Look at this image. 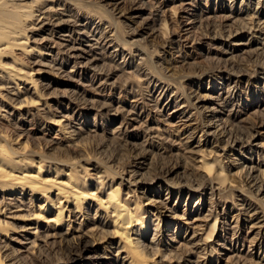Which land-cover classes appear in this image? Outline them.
Returning a JSON list of instances; mask_svg holds the SVG:
<instances>
[{
  "label": "bare ground",
  "instance_id": "1",
  "mask_svg": "<svg viewBox=\"0 0 264 264\" xmlns=\"http://www.w3.org/2000/svg\"><path fill=\"white\" fill-rule=\"evenodd\" d=\"M124 1L111 0L114 3L113 5H119ZM43 2H51V5H45L43 8L37 9L36 7ZM64 2L66 3V0H0V91L2 92L0 93V227L9 225L6 219L10 218L7 215L15 220H18V218L25 220L16 241L27 242V245H31V248L37 250L35 257L27 258V262L24 258L18 259V256H16L21 248H12L11 252L6 254V251L3 252V249L9 245L3 247L0 245V264H45L46 259L43 258L42 252L47 247V244L64 245L69 250L73 263L81 261V257L88 255L87 260L91 264H155L152 259L163 254V257L170 260L175 259L179 264L182 261L187 264H198V258L200 259L203 254L208 255L218 252V258L220 259L221 252L216 246H224L222 248L228 247L226 240L231 245V250L234 249L236 252L227 261L235 258L233 260L235 261L234 263H240L245 257L243 256L244 259H242V255H238V253L243 251H240L238 248L236 249L235 245L238 246L239 244L244 247V243L250 242L246 238L244 241L238 238L233 243L239 231L233 232L231 240L226 239L224 235L227 234L225 231L228 229L225 226L228 224H225L222 227V230L225 229V231L220 236L218 243H209V240L212 238L210 232L216 230L218 224H220V214L216 213V216L213 217V212L210 210V215L207 214L210 218L212 217L214 222L213 224L211 223V227L207 225L206 229L204 226L191 228L192 233H189L191 234L189 236L191 238H183L185 240L184 243L178 244L180 247L182 246L180 249L176 251L170 250L169 253L172 254L173 252V257L166 250L165 253L162 252L161 243L154 244L152 240L146 244L143 241L150 225L147 221L149 218L146 219L145 214H143L144 216L142 215L140 200L136 198L139 203L136 202L134 204L135 207H133V203H131L133 200L130 199L132 198L130 196L131 193L136 195V191L132 190V188L139 184L135 179L136 176L140 175L142 177L144 173L140 172L147 171L152 166L151 158L148 157L150 153L148 150V131L142 127L145 124L138 125V123H142L140 120L142 119L141 113L143 114V112L136 108V105L124 108L123 106L113 104L110 99L104 96L101 98L89 97L88 92L93 88L88 91L84 89L85 85L83 86L81 82L90 80L91 84L98 83L96 93L100 94V92H103V85L106 82L104 78L105 71V76H110L109 78L113 81L111 82L112 86L122 83L121 85L124 84L132 93L137 92L135 90L136 87L143 88L142 91H146L149 101L153 102L155 109H158L160 99L171 91L172 84L164 83L165 85H158V82L148 77L150 72H148L144 63L143 65L141 64L142 66L137 65L134 67L133 60H127L126 54L122 52L123 50L119 49V42L118 44L116 42L119 38L111 39L110 35L107 34L97 39H91L92 37L90 38V36H94L95 34L90 35L91 32L88 30V26L84 24L82 18L80 20V12L77 11V13L73 14L72 10L64 5ZM160 13L161 11L157 9L154 16L158 17ZM248 16L251 18L252 14L249 13ZM217 17L214 14L213 16L206 17L207 19L205 18L206 21L203 23L199 21V29H205L204 32L213 29V41L225 40V43L230 48L235 47L234 50L240 49L243 51V54H248L249 56L244 58L240 56L242 59L239 62L243 68L245 67L243 66L244 60L248 61L252 59L253 55H257L258 57L263 55L264 58V51L260 54L256 52L258 50L252 47L255 42H252L250 38L244 42L237 40L244 38L246 28L247 31L255 28L254 25L256 23L254 24L252 19L251 21H245L242 28H234L232 26L220 25L222 22L218 23ZM225 18L228 17L226 16ZM164 23H161L160 27L161 29L164 27L165 30L166 26ZM191 23H184V26L179 24V28H181V31L185 30ZM163 31L161 30L160 32L163 33ZM223 31L226 33L225 35ZM218 32H221L220 35L222 37L218 36ZM170 42L173 43L174 41L171 40ZM123 44L132 48L136 42H125ZM138 50L143 53V50ZM14 51H20V56L28 57L27 59L30 64L39 67V69L36 71L31 69V72L28 71L19 57L11 59V63H3L2 58H7ZM178 51L180 52L181 48ZM105 52H107L108 57H111L109 62L105 60L107 59V56L104 54ZM119 59H122L121 62H119ZM69 64H71V69L64 70ZM46 70L55 72L57 75L62 74L61 77L67 79L66 82L70 85L69 87L72 86L70 90H65L64 88L65 91H61L57 88L58 86L54 87L55 85H59V83L52 79L50 80ZM33 71L36 72L35 74H37L38 78H35V74L33 76ZM230 86L225 91L226 96L217 97V99L219 98L217 102H219L218 106L220 107L218 112L223 114H226L224 112H229L226 119L224 117L219 118L218 116L213 117H218V121L225 124L229 123L227 121H231L230 123H232L238 118L236 117L237 111L234 107L229 108V110L226 109L233 106L232 104L237 98L235 90H232L233 88ZM94 89L96 90V88ZM155 89L159 91L158 97L152 95V91ZM176 95L177 98L171 99L168 105L171 104L172 106V102H177L179 96L178 93ZM142 96L147 98L144 94ZM55 98L62 100L61 103L57 102V104H54L56 108L53 107L54 105L48 104V99L53 100ZM185 103L187 104L188 101H183L182 106L178 108L176 106L168 114L169 120L173 121L177 117L180 118V115L186 114V109L191 107V105L189 102L185 107ZM18 114L20 117L18 120H10ZM170 114H172L171 117ZM231 117H233V120ZM116 121H119V123L117 122L118 124H115L116 126L113 127L114 123H111ZM225 124L222 129L225 131L222 134H225L227 131ZM26 126L33 128L27 129ZM53 133L55 134L54 136H52ZM37 134L43 135L41 138L45 141V147L53 152L52 156H55V159H50L43 153L38 152L36 145L34 147L33 140L31 139L38 136ZM141 135H143V138H140ZM14 136L18 140L15 141L13 139L12 141L11 139ZM46 136H49L48 139ZM102 136L104 138L101 143L113 144V146L114 143L117 145L120 142L126 141L125 143L128 144L130 140H133L129 142V145L138 149L139 154L137 157L139 159L137 158V162H134L133 169L127 172V175H129L127 183H125L126 180L124 178H121L119 183H115V177L120 172L118 170V172L115 171L116 169L112 170V167H106L105 170H101L104 171L102 173L105 175L103 174L104 176H101L100 179L98 178L99 184L95 190L96 192L91 190L85 191L78 179L80 175L85 176L83 178H85V187L87 186V181H89L90 177L85 175L86 168L84 169V167L79 165L80 162H85L86 160L85 158L81 161L76 160L70 154L73 152L79 153L78 156L83 158V149H86L88 142L97 140L98 137H101L100 139L102 140ZM22 138L26 139V141L21 142ZM255 139L256 136L251 135L236 142L242 148L241 151H246L247 149L249 153H254L253 143ZM201 141L202 136L198 141L199 144H201ZM18 142L19 144H17ZM205 151L200 146L195 151L198 160H196V166H193L195 172V175H193L196 177L197 182H194L196 188L192 190V193H199L201 198H204V194L210 190L211 198L209 200L211 201L215 196L214 190L216 189V185L222 187L228 179V172L231 171L222 158L214 159L212 156L207 155ZM62 156H65L67 159H63L64 157L62 158ZM258 158L260 159V155ZM245 160L252 164L255 163L252 158ZM86 162H91L88 166L93 167V170H100L99 164L95 160L93 161L90 158ZM188 163L189 161L186 159L185 165L181 169L186 170ZM242 167L238 166L235 169L238 170ZM262 167H264V164L259 162L256 166H251L248 169L249 173L245 172L248 174L245 179L252 176L250 180H253L249 184H253V188L257 187L254 190L256 194L261 192L264 194V169ZM176 168L168 171L167 175H173L180 170L178 169L179 167ZM242 170L244 171V168ZM108 178L110 180L112 178V181H106ZM30 193L33 199H38L40 195L45 198V203L37 207V212L32 209V206L31 208L28 206L31 204H26V198L24 197ZM54 194H56L55 200L52 199V195ZM19 196L24 197L21 199ZM63 201L66 202V205L73 206L71 212L75 213V218L79 221L75 232H81L79 230H82L83 227L89 229L88 233H82L77 236L76 233L73 234L69 224H67L66 230L62 229V224L66 221L64 215L67 207H65ZM209 205L212 207L216 204L212 202ZM83 207H85V211H83ZM93 209L98 210L92 211ZM244 209L245 212H252L254 210L249 208ZM194 210H196V217L202 215L203 210L200 211V202L196 203ZM99 213L100 215L103 213L101 215L102 219H100ZM50 214L51 216L49 217ZM205 214L204 217H207L208 215ZM224 215L225 212L221 216ZM2 217L5 220H2ZM197 220L199 218L194 219V221ZM158 221L159 218L153 219L150 229L155 227V232H159L160 234V223ZM69 222L72 224V221ZM156 223L157 225H155ZM207 229H209V233L200 236L201 232ZM184 230L187 234L190 227ZM92 232L101 233L103 238L109 239V249L113 250L111 255L106 254L105 251L98 249L94 243L91 244L90 241L86 240L87 234H91ZM212 233L214 234V232ZM0 236L2 237V234ZM259 242L256 245L257 248L261 249L262 244ZM93 251L96 255H90ZM259 260L264 259L259 257ZM204 264H207V262H204Z\"/></svg>",
  "mask_w": 264,
  "mask_h": 264
},
{
  "label": "rangeland",
  "instance_id": "2",
  "mask_svg": "<svg viewBox=\"0 0 264 264\" xmlns=\"http://www.w3.org/2000/svg\"><path fill=\"white\" fill-rule=\"evenodd\" d=\"M50 3L51 2H43L36 8L41 9L45 5H51ZM113 4L111 0H66V3L64 2V5L72 10L73 14L75 12L77 13V11L80 12V20L82 18L84 24L88 26V30L91 32L90 35L95 34L94 36H90V38L92 37L91 39H97L107 34L110 35L111 39L119 38L121 42L119 40L116 41L117 44L119 42V49L123 50L122 52L126 54L127 60H133L134 67L137 65L142 66L144 63V66L146 65L145 67L148 69V72H150L148 77L158 82V85H165L166 83L172 84L171 91L166 95L167 97H162L158 109H155L153 102L151 103V101H149L146 91H142L143 88L136 87L135 90L138 93H132L124 84L121 85L122 83L112 86L111 82L113 81L109 78L110 76H105V71L104 78L106 80H104L106 84L104 83L103 92H100V94L98 92V94L96 93L98 83L91 84L90 80L81 82L83 86L85 85L84 89L89 91L93 88L88 92L89 97L101 98L104 96L110 99L113 104L123 106L124 108L136 105V108L143 112V114L141 113L142 121L140 120L142 123H138V125L145 124L142 127L148 131V134L146 132L149 139L148 150L150 156L148 155V157L151 158L152 166L149 170L140 172L144 173L142 177L140 175L136 176L135 179L139 184H136L137 186L132 188V190L136 191V195L131 193L130 196L132 198L130 199L133 200L131 201L133 207H135L134 204L138 202L136 198L140 200L142 215L145 214V218H149L147 220L148 224L152 225L151 221L159 218V231H161L159 234V232H155V227L150 229L151 227L149 225L147 235L143 241H145L146 244L152 240L154 244L161 243L163 253H165V250L169 253L171 249L176 251L182 247L178 244L184 243L185 240H183V238H191L189 237L191 235L189 234L191 228L204 226L206 229L207 225L211 227L214 222L212 217H209L210 210L213 212V217L216 216V213L220 214V224H218L216 230L212 231L214 234L210 232L212 238L209 240V243H218L220 236H222L223 231H225V229L222 230V227L228 224L230 227L228 225L225 226L226 229H228L225 231L227 234L224 235L226 239L231 240L233 232L239 231L233 243H235L238 238L241 241H244L246 238L247 241L250 242L244 243V247L239 244L238 246L235 245L236 249L238 248L240 251H243L238 253V255L241 254L242 259L245 257V259L241 261L242 263L240 262L238 264H264V260H259V257L264 259V194H262V192L258 194L254 192L257 187L253 188V184H249L253 180H250L252 176L245 179L248 175L246 173H249L248 169L251 166H256L259 162L264 164V58L263 55L259 57L253 55L252 59L248 61L244 60L243 66L245 67L243 68L239 61L242 59L241 57L244 58L249 56L248 54H243V51L240 49L234 50L235 47L230 48L225 43V40L213 41V29L210 31L207 30L206 32H204L205 29L203 28L199 29V21L203 23L206 21V17L213 16L214 14L218 16L216 19L218 23L222 22L220 25L232 26L234 28H242L245 21H251L252 19V22H254V24L256 23L254 25L255 28L249 31H247L246 28V35L244 38L237 40H242V42H244L246 39L248 40V38H250L252 42H255L252 47L258 50L256 52L260 54L264 51V0H125L119 5ZM157 9L163 13H160L161 17H159L160 15L158 17L154 16ZM249 13L252 14L251 18L248 16ZM226 16L228 18H225ZM161 23L165 24V30L164 27L161 29ZM184 23L191 24H189L185 30L181 31L179 24L184 26ZM186 29L188 30L186 31ZM159 30H164V34ZM218 33V36L222 37L220 35L221 32ZM207 34L208 36H206ZM223 34L225 35L226 33L223 31ZM171 40L174 42L171 43ZM125 42H136V44L131 48L125 46L123 44ZM179 47L181 48L180 52L178 51L180 49ZM138 49L143 50V53ZM20 53V51H14L11 55L7 56V58H2L3 63H11V59L19 57L28 71L31 69L35 71L39 69V67L30 64L27 59L28 57L20 56ZM104 54L107 56L105 60L109 62L111 57H108L107 52ZM121 60L122 59H119V62H121ZM261 62L262 64L260 65ZM134 67L133 69L136 70ZM70 69L71 64L64 68V70ZM35 71L32 72L33 76L36 73ZM47 73L50 80L52 79L59 83V85H55L54 87L58 86L57 88L61 91H65L66 89L70 90L72 87H69L70 85L66 82L67 79L61 77L62 74L57 75L52 71H47ZM36 75L37 74H35V78H38ZM229 85L233 88L232 90H235L237 98L232 104L233 106L226 109L229 110V108L234 107L237 111L236 117L238 118L232 123H230L231 121H227L229 123L225 124L218 121V119L221 117L226 119L227 113L229 112H224L226 114L218 112L220 107L218 106L219 102H217V100L219 98L217 99V97L220 96L221 98L226 96L225 91L227 87L229 89ZM94 88H96V90ZM158 92V89H155L152 91V95L158 97ZM0 93L2 92L0 91ZM140 93H143L144 96L146 95L148 99L143 97V94L141 95ZM176 93H178L179 96L177 102H172V106L171 104L168 105L171 99L177 98ZM48 101V104L51 106L57 104V102H62L60 98H55L53 100L48 99ZM183 101H188L191 105V107L185 108L187 110L186 114L183 116L180 115V118L177 117L173 121L171 119L169 120L168 114L172 112L176 106L177 108L182 106L181 104ZM188 103H185V107ZM53 107L56 108L55 105ZM157 110H161L162 112H158ZM171 115L172 114H170V117ZM90 116L93 117L92 114H90ZM214 116H218L219 118H213ZM19 118L18 114L10 120L16 121ZM231 119L233 120V117H231ZM117 122L119 123V121L111 123H114L113 127L118 124ZM224 124L228 132L226 131L225 134H222L225 131L222 130ZM26 128L32 129L33 127L26 126ZM54 133L52 136L55 135ZM37 135L38 136L31 139L33 140L34 147L36 145L38 152L43 153L50 159H55V156H52L53 152L45 147V141L41 138L43 135ZM251 135L256 136L253 143L254 153H249L247 149L246 151H241L242 148L239 147L236 141ZM201 136L202 141L200 142L201 144H199L198 141ZM48 137L49 136H46L47 139ZM16 138L17 137L14 136L10 139L16 141L18 140ZM100 138L98 137L97 140H91L89 141L90 143L88 142L86 149H83V158L78 156L79 153L73 152L70 154V156L76 160L81 161L85 158L87 161V159L91 158L99 164L100 170L98 169L95 171L93 167L88 166L91 162L85 161L79 163L84 169L86 168L85 175L90 177L85 187V178H83L85 176H79L80 178L78 181H80V185L85 191L91 190L96 192L95 190L98 187L99 179L101 176L105 175L102 173L104 171L101 170H105L106 167H112V170L116 169L115 171L118 170L120 172V174L115 177V183H119L121 178H124L126 180L125 183H127L129 180L127 172L133 169L135 165L134 162H137V158L139 159V157H137L139 154L138 149L129 145V142L133 140L127 141L128 144L125 143L126 141L120 142L117 145L114 143L113 146V144L107 143V145L101 143L104 137L102 136V140ZM140 138H143V135H141ZM20 141L25 142L26 139L22 138ZM17 144H19V142ZM199 146L203 147V150H206L205 153L212 156L214 159L222 158L231 171L228 172V179L222 187L214 184L216 185V189L214 190L215 196L211 201L209 200L211 198L210 190L204 194V198H201L199 193H192V190L196 188L194 182H197L194 176L195 172L193 166H196V160H198L195 151ZM194 149L195 151H193ZM259 155L260 159L258 158ZM62 158L67 159L65 156H62ZM185 158L188 159L189 163L187 169L183 170L181 167L185 165ZM247 158H252L255 163L252 164L249 161L247 162V160H245ZM175 164L177 165L175 166ZM238 166H243L242 168H244V171L242 168L238 170L235 169ZM176 167H179L178 169L180 170L168 176L167 172ZM262 168L264 169V167ZM238 171L241 172V175L240 172L235 175ZM255 174L257 175V173ZM109 178L106 181H109ZM110 181H112V178ZM55 195L56 194L52 195L53 200H55ZM26 196L27 195H25V197L19 196V198H26V204H31L28 206H30V208L32 206V209L36 212L37 207L45 203V198L41 195L38 196V199H33L31 193L28 194L27 197ZM30 201L32 202L30 203ZM63 202L65 207H67L64 215L66 221L62 224V229L66 230L67 224H69L74 234L76 233L75 229L78 228L77 224L79 221L76 220L75 213L71 212L73 206L70 207V205L65 204V201ZM197 202H200V211L203 210L202 215H199V217H196V210H194ZM212 202L216 205L210 207L209 204ZM84 208L85 207H83V211L86 210ZM95 208H97V206H95ZM244 208L254 210L252 212H245ZM97 210L98 209H93L92 211ZM224 212L225 215L221 216ZM204 213H206L205 215H209L204 217ZM92 214H94V212H92ZM101 215L100 219H102ZM50 216L51 214L49 217ZM7 217L10 218L6 219L9 225L0 227V234H2V237L0 236V245L1 247L9 245L7 248L3 249V252L6 251V254H9L11 249L16 247L17 249L21 248L19 253L16 254L18 259L24 258L25 261H27V258H34L37 252L36 249L31 248V245H27V242L16 241L25 220L21 218L15 220L9 215H7ZM195 218H199V220L194 221ZM1 219L5 220L3 217ZM68 220L72 221V224H70ZM155 225H157V223ZM189 227L190 230L186 234L184 229ZM79 231L81 232L76 233L77 236L82 233H88L89 229L82 227V230ZM92 233L87 234L86 240L90 241L91 244L94 243L101 251H105L106 254L108 253L111 255L113 250L109 249V239L103 238L101 233ZM208 233L209 229L206 231L204 230V232H201L200 236L207 235ZM258 242L262 244L261 249L257 248L256 244ZM226 245H228L226 248H222L224 246H216L221 252L220 259L218 258V252L208 255L203 254V257L201 256L200 259L198 258V264H204V262H207V264H235V261H233L235 258L229 261H227V259L232 258L236 252L234 249L231 250V245L227 243V240ZM90 255L96 254H94L93 251ZM171 255L172 257L174 256L173 252ZM42 256L46 259L45 264H91V262L87 260L88 255L81 257V261L73 263L69 250L64 245L60 244H47V247H45L42 252ZM163 256V254H160L154 257L152 259L153 263L179 264L175 259L170 260ZM205 259L207 260L205 261ZM180 264L187 263H183L182 261Z\"/></svg>",
  "mask_w": 264,
  "mask_h": 264
}]
</instances>
